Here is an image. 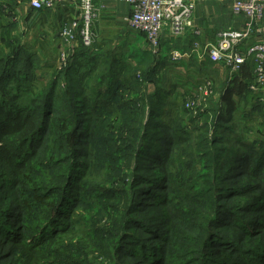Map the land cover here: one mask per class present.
Returning a JSON list of instances; mask_svg holds the SVG:
<instances>
[{"label": "trees", "instance_id": "trees-1", "mask_svg": "<svg viewBox=\"0 0 264 264\" xmlns=\"http://www.w3.org/2000/svg\"><path fill=\"white\" fill-rule=\"evenodd\" d=\"M15 6L14 2L7 10L0 6V248L8 240L29 242L21 249L20 264H132L134 259H143L140 253L147 251L145 240L150 238L163 244L159 264H264V141L256 139L254 145L260 149L251 151L240 139L228 146L220 137L228 133L226 126L243 99L261 102L264 89H248L253 62L247 60L234 73L229 88L213 104L218 114L211 122L213 137L191 135L181 128L179 134L187 138L174 148L185 157L183 173L188 174L183 178L198 179L188 167L201 163L212 170V185L205 189L189 186L190 194L178 203L172 198L161 200L164 212L158 213V220L165 229L157 233L147 228L136 202L151 196L158 186L151 181L155 177L145 175L144 165L154 169L167 157L159 149L164 141L157 129H167L161 123V106L167 97L177 96L173 94L178 87L159 85L163 72L179 64L153 53L147 43L139 47L145 36L124 25L109 37L101 32L102 44L94 45L95 51L81 46L72 50L64 69L44 66L40 60L35 69L27 46L13 34L18 27ZM35 12L33 18L40 19L48 11ZM39 43L42 50L43 40ZM37 71L41 78L49 75L46 87L36 86ZM13 89L27 92L26 97H12ZM102 96L108 99L105 110L116 120L101 127L97 135L102 138L95 142L92 119L97 108L91 98ZM90 145L102 155L93 158ZM98 168L104 177L95 181ZM242 177L246 182L237 185ZM149 185L150 189H144ZM113 200L121 201V207H113L109 203ZM94 211L99 219L90 222L85 216ZM250 214L253 217L246 220ZM20 226L23 234L14 236L13 230ZM79 226L84 244L96 251L107 241L92 244L89 238L94 240L98 234L114 239L109 249L114 258L88 255L69 241ZM229 227L239 234L233 236ZM55 243L62 245L53 252L50 248ZM215 250L218 253L213 255ZM213 256L221 259L213 261ZM7 260L0 254L1 263ZM143 263L154 262L149 258Z\"/></svg>", "mask_w": 264, "mask_h": 264}, {"label": "rangeland", "instance_id": "rangeland-1", "mask_svg": "<svg viewBox=\"0 0 264 264\" xmlns=\"http://www.w3.org/2000/svg\"><path fill=\"white\" fill-rule=\"evenodd\" d=\"M19 3L20 5L17 11H15V8L13 10L15 21L18 24V27L13 30V34L14 36L18 37L20 42L23 43L25 47L27 46V54L30 55V58L33 62V67L37 69V61L40 60V64L44 66L52 65V67H58L60 70L64 69V66H61L58 63V57L61 48L60 40L58 45V42L56 40L57 37L55 38L57 27H53L51 25L50 28L47 26V31H43L42 28H39V26H37V22L39 21H37V17L34 18V22L28 24L27 20H25V16H27V18L29 19V17L33 14V10L29 7L28 3L25 0H19ZM107 20V18H105V20H102L100 18L97 21L95 25L96 30L98 27L97 33L103 32L104 36L109 37L111 32H118L119 30L122 31L123 27H118L117 30V27H115L114 25L115 23H111V26H108L109 23H107ZM99 25L101 26L99 27ZM124 25H126V23H124ZM37 28H39V30ZM42 37L45 39H43ZM38 40H43L42 50L40 49L41 44ZM142 46L145 47L147 45L143 44ZM68 49L69 48L66 47V51L70 55V51ZM166 59L172 65L175 64L173 62L179 64L176 65L175 69H172L170 67L167 72H163L164 76L161 80V84L159 85L160 87H163L164 85L166 89L171 88L173 85L178 87V90H176V92L173 94H177V96L167 97L164 104L161 106L162 108H164V119L160 121L162 125H165L167 129H157V131H162L164 141L159 149L162 152V155H167V157H163V160L159 161L154 169H151L149 164L144 165V171H146L145 175L148 178L155 177L151 181H153V183H157L158 186L157 189L153 190L154 193L150 192L151 196L144 197L139 200L137 199L136 202L137 207L141 206V210L143 211L142 213L145 214L144 217L145 222L147 223V228L151 231H156L157 233L165 229L161 224L162 222L158 220V213L163 214L164 212L163 206H160L159 203H164L171 198L178 203L183 195L190 194L188 190L189 186L197 189H205L210 188L212 185V170L205 169L201 163L188 167L193 173V178L198 179H194L193 181H185L183 176L186 178V175L188 174L186 172L183 173V167H186V165H184L186 164L185 157L183 156L182 151H180L177 147L174 148V145L187 138V136L184 137L182 136V134H179L183 126L186 128V131H188V133L192 132L191 135L205 134L207 138L213 137L211 122L218 115L217 111L214 110L215 106L213 104L216 103L217 99H219L220 93L223 92L225 87L229 88V83L231 82V79L234 75V73L229 68L223 66L204 63L201 61H188V63H186L187 61H185L182 63L179 62L181 60H173L171 58V55L170 58ZM39 75L40 72L37 71L35 80L36 86L39 88L46 87L50 83L49 75L45 74L43 78H41ZM153 85L154 84L151 83L148 84V90L152 91L154 88ZM199 90H206L208 93L207 96H204L203 94L202 95L204 97L199 95L201 94L199 93ZM45 91L46 89L44 90V92ZM26 93L27 92H19L16 89L10 91V95L12 97L18 94H21V96H23ZM24 96L26 97V95ZM234 98L237 101L236 96ZM259 98L261 102H258L257 100H248L249 97L243 99L244 103H239V110L231 115L230 122L226 126L228 133H224L220 136L222 137L221 139H224L226 141V144L228 146L236 145L235 140L240 139L243 143L245 142L248 144V148L251 149V151H259V145H254V142L256 141V139H260L259 141H264V91L261 92V96ZM91 100L97 108L96 117L92 119L95 125H93L95 128V132H93V139L95 142H97V140H100L102 138L101 136L97 135V132H99L101 127L104 128V124L106 122L116 120V118L112 117V114H108V112L105 110V104L108 103V99L106 96H102L98 99L91 98ZM187 102L193 103V105L191 107H187ZM172 104H176L177 107H172ZM195 118H199V121L197 120L198 122H193V119ZM189 120H192L191 123L199 129L194 130L191 123L188 122ZM201 125H209V128L206 129L205 127H201ZM157 131L154 132V135L158 133ZM200 132L201 134H198ZM90 141L92 142V140ZM89 151L92 152L91 156L93 158L102 155V152H100L101 150L99 151L98 149L94 148V145L89 146ZM231 164L233 165V162H231ZM241 170H245L244 166H242ZM225 171H229V167H227ZM103 174L104 171L98 168L94 175L95 181L101 180L104 177ZM245 182L246 177H242L236 180L235 183H237V185H240ZM9 189L10 187L6 188L5 190L9 191ZM144 189H150V185L146 186V188ZM153 196L155 198H153ZM120 197L121 199H123L124 194H121ZM161 200H163L164 202H162ZM101 202L106 204L105 201L101 200ZM109 203H111L113 207L116 208H120L122 205V202H118V200H113ZM251 217H253L252 214L247 216L246 220H250ZM85 218L89 219L90 222H95L97 219H99L95 211L92 214H87ZM13 227L15 228V225H13ZM82 229V226H79V228H77V231L73 232L75 236L73 235L74 237H71L69 241L79 246V248L81 247L88 255H93L94 257L99 259H101V256H108L110 257V260L114 258L115 253L109 251L110 247L114 243V239L107 238L105 235L101 236L98 234L94 240L89 238L88 241L92 244L95 243V241H107L106 246L102 248L101 251H96L94 248H91L90 245L88 246L84 244L85 241L78 233V231H82ZM228 231L233 236H237L239 234L237 229H232L231 227H229ZM13 233L14 236L22 235L23 226H20L18 229L13 230ZM145 242L149 248L147 249V251H143L142 254L140 253L143 259L140 257L134 259L131 263L144 264L143 262L145 260L147 261V259L150 258L154 262L152 264H159L160 260L158 258V255L163 244H161V242H155L150 238L146 239ZM2 245L3 247L0 248V254H2L3 257H8V260L7 262H0V264H20L19 255L20 253L22 255L24 254V251H22L21 249L25 248L27 245L30 246L31 244L27 241H22L20 244H15L11 240H8L7 242H3ZM61 245L62 243H55V246L50 249L54 252L55 247L57 250H59ZM216 251L217 250L213 251L212 254L215 255L216 253H218ZM81 254L84 255V252H81ZM213 257V261L221 259L220 256Z\"/></svg>", "mask_w": 264, "mask_h": 264}, {"label": "built area", "instance_id": "built-area-1", "mask_svg": "<svg viewBox=\"0 0 264 264\" xmlns=\"http://www.w3.org/2000/svg\"><path fill=\"white\" fill-rule=\"evenodd\" d=\"M33 11H51L58 6L70 5L77 13V18L65 24L58 32L61 51L58 63L67 65L70 51L82 47L95 51L97 35L94 31L100 19L104 5L97 0H25ZM130 6V14L124 19L132 31L142 33L148 48L155 54L160 51V38L163 30H168L172 38H179L193 26L194 10L198 0H118ZM232 12L245 17V24L240 30H220L211 42L200 45L194 41L187 53L172 52L173 60H180L198 53L209 64L229 68L237 73L247 60L253 62L252 81L248 85L251 92L264 89V27H261L264 15V0H230ZM254 31L262 37L254 44L241 50ZM195 35L200 31L195 30ZM199 95L207 96V91L199 90ZM203 94V95H202ZM203 96V97H204ZM193 103L187 102L191 107Z\"/></svg>", "mask_w": 264, "mask_h": 264}, {"label": "crops", "instance_id": "crops-1", "mask_svg": "<svg viewBox=\"0 0 264 264\" xmlns=\"http://www.w3.org/2000/svg\"><path fill=\"white\" fill-rule=\"evenodd\" d=\"M13 2L16 3L15 11H17L20 5L19 0H0V6H4L7 10L13 8ZM97 2L104 5L100 18L102 20L107 18V23H109L108 26H111V23H115L114 25L117 27V30L118 27H124V19L130 14V6L128 4L118 0H97ZM72 7L73 6L70 5L58 6L51 11L44 12L47 13L46 16H41L39 17L40 19L37 18V21L39 20L37 26L42 28L43 31H47L48 27L51 28V25L57 27L55 38L57 37L56 40L58 45V30H60L63 25L69 24L77 18V13ZM34 14L37 13L35 12ZM25 20H27L28 24L34 22L33 16L29 17V19L25 16ZM244 24L245 17L235 15L232 12L230 0H198L194 10L193 26L191 29L187 30L182 37L172 38L169 36L168 30H163L160 38V56L166 59L170 58L172 52H178L181 54L187 53L190 51L194 41H198L202 46L211 42L216 32L220 30H240L243 28ZM100 26L101 25H99V27ZM260 26L264 27V15ZM195 30L200 31L198 36L194 34ZM100 33L101 32L96 34L97 38L95 45H97V47L102 44ZM261 37L262 34L259 31H254L252 37L246 41L243 47L241 46V50L256 43ZM113 43L115 42L113 41ZM144 44H146V41ZM138 46L143 47L140 44H138ZM68 50L70 51L71 49ZM180 60L181 61L179 62L182 63L185 61H187L186 63H188V61H201L208 63L207 60L201 59L198 53H194L189 57H184ZM175 68L176 66H174L173 69Z\"/></svg>", "mask_w": 264, "mask_h": 264}]
</instances>
